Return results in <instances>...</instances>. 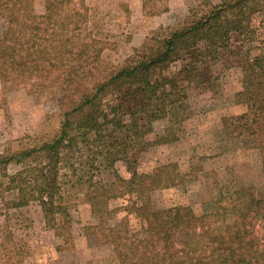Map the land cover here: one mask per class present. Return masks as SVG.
Returning a JSON list of instances; mask_svg holds the SVG:
<instances>
[{"label": "trees", "instance_id": "trees-1", "mask_svg": "<svg viewBox=\"0 0 264 264\" xmlns=\"http://www.w3.org/2000/svg\"><path fill=\"white\" fill-rule=\"evenodd\" d=\"M44 1L45 10L38 12L35 0H0V18L6 21L0 79L59 93V109L48 116L42 138L0 152L4 206L38 201L47 225L63 238L57 248L65 249L73 240V204L64 191V171H75L84 155H94L90 168L98 158L112 169L124 160L129 177L115 170L114 180L102 181L89 172L73 183L98 219L86 226L87 234L111 245L120 264H264V197L254 186L221 194L202 213L188 204L155 208L152 191L192 177L177 162L142 171L136 156L150 144L146 135L156 120L171 113L178 117L188 96L182 81L198 73V63L228 48L233 32H251L255 6L264 7V0H198L178 27L153 30L120 64L107 62L101 41L87 31L86 0ZM177 62L181 66L173 70ZM242 68L235 100L246 110L224 115L222 125L228 138L254 140L264 168V51ZM176 138L170 127L159 141ZM12 163L21 164L13 173ZM118 197L129 201L125 216L113 223L110 202ZM130 215L139 219V229ZM26 254L12 231L1 238L0 264H25Z\"/></svg>", "mask_w": 264, "mask_h": 264}, {"label": "rangeland", "instance_id": "rangeland-1", "mask_svg": "<svg viewBox=\"0 0 264 264\" xmlns=\"http://www.w3.org/2000/svg\"><path fill=\"white\" fill-rule=\"evenodd\" d=\"M197 3L198 0H86L89 8L86 29L101 41L103 58L111 64H120L153 30L178 27ZM35 4L38 12L45 10L44 0H35ZM255 7L251 32L243 35L233 32L228 48L198 63V73L182 81L188 96L176 111L178 117L171 113L156 120L153 130L146 135L150 144L136 154L142 171L177 162L181 172L192 177L183 184L152 191L155 208L188 204L202 213L212 207L215 198L243 185L254 186L257 194L264 197V168L256 143L247 135L228 138L222 125L224 115L246 110L244 104L235 100L242 87V66L250 56L264 51V7ZM5 27L6 21L0 18V35ZM201 47L206 46L202 43ZM180 66L181 62H177L173 70ZM58 96L51 90H36L31 83L0 79V152L7 145L17 148L35 142V138L41 139L46 133L48 116L59 109ZM170 127L177 138L160 142ZM93 156L84 155L75 171L66 169L68 175L62 176L64 191L73 204V240L65 249L57 248L63 244V238L47 225L38 201L8 209L0 199V240L12 231L18 245L27 251L25 264H120L111 245L101 244L87 234L86 226L98 219L73 183L89 172L102 181L114 180L115 170L125 177L130 172L124 160L117 161L112 169L98 158L97 167L90 168L88 159ZM20 167L21 164L12 163L9 171L13 173ZM128 201V197L111 200L115 209L113 223L125 216ZM130 219L134 229H139V219L132 215Z\"/></svg>", "mask_w": 264, "mask_h": 264}]
</instances>
